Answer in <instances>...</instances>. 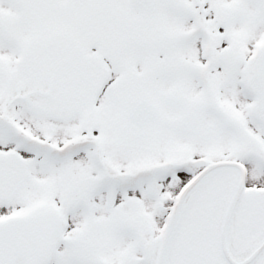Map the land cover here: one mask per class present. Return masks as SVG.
<instances>
[{
    "label": "snow or ice",
    "instance_id": "1",
    "mask_svg": "<svg viewBox=\"0 0 264 264\" xmlns=\"http://www.w3.org/2000/svg\"><path fill=\"white\" fill-rule=\"evenodd\" d=\"M0 264H264V0H0Z\"/></svg>",
    "mask_w": 264,
    "mask_h": 264
}]
</instances>
